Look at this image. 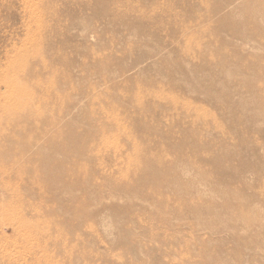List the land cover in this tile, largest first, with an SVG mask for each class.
I'll return each mask as SVG.
<instances>
[{"label":"rangeland","instance_id":"1","mask_svg":"<svg viewBox=\"0 0 264 264\" xmlns=\"http://www.w3.org/2000/svg\"><path fill=\"white\" fill-rule=\"evenodd\" d=\"M0 0V264H264V0Z\"/></svg>","mask_w":264,"mask_h":264},{"label":"bare ground","instance_id":"2","mask_svg":"<svg viewBox=\"0 0 264 264\" xmlns=\"http://www.w3.org/2000/svg\"><path fill=\"white\" fill-rule=\"evenodd\" d=\"M131 1H133V2H134L135 0H128V3H127V4H131Z\"/></svg>","mask_w":264,"mask_h":264}]
</instances>
